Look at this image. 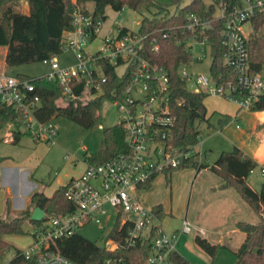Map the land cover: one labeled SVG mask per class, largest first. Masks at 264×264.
<instances>
[{"label": "built area", "instance_id": "2783aa9c", "mask_svg": "<svg viewBox=\"0 0 264 264\" xmlns=\"http://www.w3.org/2000/svg\"><path fill=\"white\" fill-rule=\"evenodd\" d=\"M204 2L207 6L204 13H187L184 22L159 29L160 37L167 38L174 33L192 58L195 47L203 51L204 46H208L211 50V35L216 34L222 48L219 58L223 70L216 74L210 70L209 75L189 73L186 68L188 63L185 62L179 65L178 73L184 79L187 90L231 100L238 110L250 109L264 89V66L261 72L252 73L248 61V39L255 27L253 19L264 18V0ZM141 18L134 19L136 28L120 23L109 28L101 38L100 47L90 52L87 44L99 32L104 18L95 15L93 10L76 7L72 11L71 28L65 30L61 37L63 46L73 50L76 62L61 66L54 57L43 60L49 65L43 76L61 84L63 94L70 99L79 97L80 94L74 90L77 85L93 89L94 94L101 93L102 83L106 80L102 60L116 68L124 66V71L119 74L127 70L129 81L116 103L122 110L119 121L125 131L127 151L99 163L88 162L81 174L67 182L64 196L73 203L74 209L65 213L44 212L42 222L29 231L31 242L20 249L28 264H80L61 253L58 241L90 222L103 227L112 214L107 206L115 210L116 218L120 215V225L126 224V246L151 238L149 253L143 264H174L171 256L176 251L178 234H189L194 230L204 234V230L186 216L181 219L178 232H168L158 213L144 206L138 198L137 193L152 177L178 166L190 153L196 152L194 145L185 150L169 144L174 120L169 108V77L163 66L140 53L145 39L139 31ZM245 22L253 24L250 34L243 31ZM259 30L264 32V20ZM158 45L157 39L153 38L150 49L157 50ZM1 103L12 104L23 113L26 119L24 130L35 141L53 142L55 125L52 121L41 122L34 116L40 97L30 77L0 72ZM7 127L9 131L2 138L12 141L14 125L8 123ZM259 169L264 173V164ZM102 246L113 249L119 243L106 237ZM10 258L0 264H10ZM105 262L122 264L119 258L106 259Z\"/></svg>", "mask_w": 264, "mask_h": 264}, {"label": "trees", "instance_id": "16d2710c", "mask_svg": "<svg viewBox=\"0 0 264 264\" xmlns=\"http://www.w3.org/2000/svg\"><path fill=\"white\" fill-rule=\"evenodd\" d=\"M14 1L0 0V47L5 48L4 60L8 66L43 61L59 55L64 49L62 33L72 25V11L76 7L85 8L84 3L87 1L92 2L94 14L101 15L104 19L106 6L114 10L127 6L136 11L152 8L150 15H142L139 25V31L145 35L144 47L140 53L151 62L163 66L169 77V108L174 118L169 144L188 150L201 138L200 123L206 122L207 126L212 125L204 104L206 95L187 90L184 79L178 73L179 65L189 63L191 54L182 42H178L174 33L167 38H161L159 32L161 28L184 22L186 14L191 11L204 13L207 7L204 0H192L173 12L156 0H27L29 5L27 12L15 10ZM263 20L264 18L260 16L253 19L255 31L248 39V61L252 73L261 72L264 66V38L258 33ZM153 38H156L159 44L157 50L150 49ZM211 44L213 59L210 70L216 74L223 70L217 63L222 48L216 34L211 35ZM101 64L106 76L101 93L94 94L93 89L87 90L82 85H77L74 90L80 95L73 99L65 97L63 87L57 81L49 80L43 75L30 77L35 85V92L40 97V105L35 109L34 116L41 122H48L57 115H63L85 128L97 126L102 100L120 98L129 81L127 70L120 75L115 65L105 60H102ZM19 77L28 76L19 75ZM250 109L264 110V93L259 95ZM228 118V115H225L220 121L226 122ZM25 120L23 113L12 104H0V130L8 123H12L14 125L12 142L17 141L24 132L27 133L20 129ZM262 128L264 123L257 124L256 129ZM124 134L121 121L103 127L99 151L87 155L86 160L89 163H99L119 153H125L127 146ZM201 155L198 151L190 153L178 166L168 168L164 172L183 167L205 166ZM214 165L216 172L236 189L259 218L254 223L237 222L238 229L244 232L245 236L238 247L234 264H264V184L259 190H255L247 182L249 172L258 165L257 161L234 146L230 150L221 151ZM154 177L143 187H148ZM65 186L58 187L51 196L40 190L33 192L27 207L13 216L10 215L9 198H5L4 214L0 215V256L10 247L5 239L7 234L23 233L22 225L26 220H29L33 226L42 222L30 218L32 207L38 206L45 213H65L74 209L73 203L64 196ZM152 209L158 214L163 211L161 204L153 205ZM125 230L126 224L120 225V215H118L107 235L108 238L119 243L118 247L108 249L75 232L60 239L58 248L63 255L80 264H107L106 259L117 258L121 259L122 264H143L149 253L151 238L137 240L133 245L126 246ZM194 240L207 254L214 257L217 251L216 244H211L199 235H196ZM171 257L174 264H191L177 251H174ZM10 264H28L20 254V248H15Z\"/></svg>", "mask_w": 264, "mask_h": 264}, {"label": "rangeland", "instance_id": "374dc122", "mask_svg": "<svg viewBox=\"0 0 264 264\" xmlns=\"http://www.w3.org/2000/svg\"><path fill=\"white\" fill-rule=\"evenodd\" d=\"M156 1L165 4L169 11L173 12L192 0ZM88 5L91 7L92 3L89 2ZM13 8L17 11L27 12L29 10V5L27 0H15ZM152 11V8L136 11L127 6H124L120 10H114L106 6V18L102 21L99 32L88 42L86 48L90 52H94L100 47L101 38L108 32L109 28L115 27L117 23L128 28H136L137 25L134 23V19H140L142 15H150ZM242 28L244 32L250 34L253 31V24L251 22H245ZM258 33H261L264 38L263 31L258 30ZM192 53V58L186 65L187 71L189 73L193 72L195 74L200 73L209 75V66L212 61V52L209 47L204 46L203 51L195 47ZM4 56L5 48L0 47V72H5L8 75L36 77L45 74L49 70L48 63L43 61L8 66L5 63ZM198 57H200V59H198ZM54 58L61 66L72 65L76 62L73 50L65 46L63 51ZM116 70L118 73H121L124 71V66L119 65ZM204 104L209 112L213 110L232 111L237 106L235 102L217 95H206ZM121 112L122 110L119 109V104L116 103V99L104 98L100 107L99 124L95 127L85 128L63 115H57L52 119V123L56 127V134L52 143L36 142L31 135L25 132L21 135L18 142H11L10 140L2 138V136L6 135L9 131L7 125L4 126L0 130V162L4 159L5 161L0 163V174L2 166L8 159H13L18 164L22 163L23 160L30 155V149L37 143L39 145L38 155L41 161L36 168L33 169L36 176L48 182L56 175L55 172L60 171L63 166L71 171H76L77 165L83 161L85 155H90L99 151V146L103 137V127H108L117 123ZM236 115H238L236 118L231 117L228 118L227 122H221L218 120L220 116L219 112L213 111L209 118V122L212 124L211 126H207L206 122L200 123L201 138L193 147L202 154L201 156L206 162L214 161L222 150L232 149L235 140L242 142L245 148H249L256 142L252 126L260 117L264 116V112L261 110L239 109ZM24 128L25 127L21 125L20 129L24 130ZM196 169L197 168L194 167H183L168 172L158 173L149 190L144 189L137 193L139 200H141L140 202L146 207L152 206L154 202H161L166 210H168L171 205L173 213L177 214V216H181V218H183L187 211L186 216L189 220L195 216L198 219L203 217H207L208 219L220 217L219 209L216 210L215 202L213 201L215 199L213 188L216 176L207 170L195 176ZM61 173L63 174V172ZM247 180L256 188L264 184V173H261L259 166L254 167L249 172ZM232 191L236 205L240 206L242 209L240 213H236L239 214V218L247 222H257L259 219L258 215L252 210L249 204L239 196L236 190L232 189ZM4 198L5 187L1 186L0 215L4 214ZM24 200H21L22 204ZM21 206L22 205H18L17 209L11 210L10 215L13 216L14 214H18L22 210L20 209ZM107 208L112 214L103 227L99 226L98 223L90 222L79 227L77 233L98 245H103L116 221L115 210L109 206H107ZM234 214L235 211L233 214L229 213L223 217L226 223L232 221V218L235 217ZM161 216L165 229L169 226L167 222H177L174 220L176 218L169 214L163 213ZM32 227V223L26 220L22 225L24 230L23 233H12L5 236L10 247L0 256V262H5L12 257L15 248L22 249L26 247L31 239L29 231ZM193 236V231L189 234H183L176 244V248L181 253L185 254L192 264H229L230 257L223 252V249L219 250V254L213 263L211 257L209 258L208 255L203 254L193 244ZM234 263L235 261H233L232 264Z\"/></svg>", "mask_w": 264, "mask_h": 264}, {"label": "crops", "instance_id": "0c3cea01", "mask_svg": "<svg viewBox=\"0 0 264 264\" xmlns=\"http://www.w3.org/2000/svg\"><path fill=\"white\" fill-rule=\"evenodd\" d=\"M89 2H91V1L85 2L84 7L89 9V10H93V4L90 7L88 5ZM206 109H207V107H206ZM213 111L219 112V114H220V116L218 117L219 121L222 120L225 115H228L229 118H231V117L236 118L238 116V115H236L238 113L237 106L232 111H228V110H213ZM213 111L209 112V110L207 109V116L210 117L212 115ZM261 111L264 112V110H261ZM259 123H264V116L260 117V119H258V121L252 126V131L254 133L253 135H255V137H256V139H255L256 142L252 146H250L249 148H245L242 145L243 144L242 142H238L237 140H235V141L233 140L234 146H237L238 148H240L244 152V154L252 157L253 159H255L257 161V163H258L257 166L264 164V128L256 129V126ZM19 139L15 142H18ZM36 142H38V141H36ZM228 150H230V149H228ZM38 154H39V145L37 143L36 145H34L30 149V155H28V157H26L22 163L18 164L13 159H8L4 163V165L2 166V170H1V174H0V187L1 186L5 187V198L6 197L9 198V201L11 202V205H10L11 210L17 209L18 205H22L20 207V209L26 208L28 205L30 195L35 191L40 190V191H43L47 196H51L58 187L66 185L67 182L71 178L81 174L82 171L85 169L87 163H88V161L86 160L87 155H85L83 161L77 165L76 171H71V170L67 169L65 166H63V167H61L60 171L55 172L56 175L53 177L52 180L45 182L41 178L36 176L35 172L33 170L36 168V166L41 161V159H39ZM4 161H5V159L1 160L0 163H2ZM204 161H205V166L197 168L195 176H197L202 171H206V170L210 171L214 176H216L214 179V188H213L214 192H215V199L213 201L215 202L216 210L219 209L218 211L220 212V214H219L220 217H217V218L213 217L212 219H208L207 217H203V218H199V219L196 216L193 217L191 219L192 223L194 225H196L197 227H200L204 230L203 235L199 234L197 230L193 231V234H194L193 244L196 246V248L199 251H201L203 254L208 255L210 258L211 256L209 254H207L194 240V237L196 235H199L203 238H206L211 244L217 245V251H216L214 257H211V261L214 263V261L216 260L218 254H219V250L223 249V252L228 254L230 257L229 264H232L233 261H235V259H236L238 247L241 244V242L243 241V238L245 236L244 232H242L237 227V222L244 221L241 218H239V216H238L239 214H236V213H240L242 211V209L240 208V206L236 205L235 199L233 198L234 194H233L232 189H234V190H236V189L233 186L229 185L227 183V180L223 176H221L220 174H218L216 172V167L214 165L215 160L212 162H206V160H204ZM61 172H63V174ZM153 180L151 181V183L148 187H146V188L142 187L141 190H144V189L149 190L151 188ZM247 182L255 190H259L261 187L260 186L259 188H256L248 180H247ZM239 196L243 200H245L240 194H239ZM5 198H4V200H5ZM21 200L22 201L24 200L23 204H22ZM155 204H161L162 205L163 211L161 214H158L160 216L161 222H162V219H161L162 216L161 215L163 213L169 214V215L176 218V219H174L175 221H177L175 223L167 222L169 224V226L167 227L166 230L168 232H178L179 227H180V222L182 219L181 216H177V214L173 213L171 205L169 206L168 210H166L165 206L161 202H154V204H152V206ZM152 206H150V207L152 208ZM34 207H32L31 209L33 210ZM234 211H235V214H234L235 217L232 218V221L230 223H226V221L223 217L229 213L233 214ZM186 215H187V211H186L184 216H186ZM183 234H186V233L178 234L176 244ZM30 238H31V236H30ZM31 240H32V238L30 239L29 243L31 242ZM186 243H187V241H186ZM175 247H176V245H175ZM224 250H226V251H224ZM176 251L179 254H181L182 256H184L185 258H187L186 255L181 253L177 248H176ZM187 259L189 260V258H187Z\"/></svg>", "mask_w": 264, "mask_h": 264}, {"label": "water", "instance_id": "95a60500", "mask_svg": "<svg viewBox=\"0 0 264 264\" xmlns=\"http://www.w3.org/2000/svg\"><path fill=\"white\" fill-rule=\"evenodd\" d=\"M218 65H221V59L219 58L217 60ZM44 216V210L38 206L34 207V209L31 211L30 218L33 220H41Z\"/></svg>", "mask_w": 264, "mask_h": 264}]
</instances>
